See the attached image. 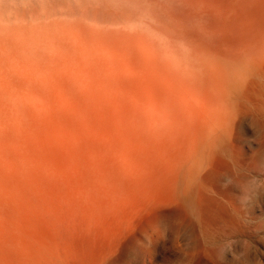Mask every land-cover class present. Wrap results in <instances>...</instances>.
Returning <instances> with one entry per match:
<instances>
[{
	"label": "rangeland",
	"instance_id": "obj_1",
	"mask_svg": "<svg viewBox=\"0 0 264 264\" xmlns=\"http://www.w3.org/2000/svg\"><path fill=\"white\" fill-rule=\"evenodd\" d=\"M111 1L0 0V264H264V80L220 137L146 6H75Z\"/></svg>",
	"mask_w": 264,
	"mask_h": 264
},
{
	"label": "bare ground",
	"instance_id": "obj_2",
	"mask_svg": "<svg viewBox=\"0 0 264 264\" xmlns=\"http://www.w3.org/2000/svg\"><path fill=\"white\" fill-rule=\"evenodd\" d=\"M121 1L94 4L95 7L83 3L75 6L81 9V17L103 26L112 25L123 17L118 11L124 12V9L116 2L146 6L166 32L178 35L176 37L192 54L202 58L199 69L203 71L212 97L230 110V118L221 117L217 126L219 136L227 138L242 116L233 102L240 107L252 106L253 78L264 80V0ZM196 8L202 12L197 13ZM255 110L258 112L257 108Z\"/></svg>",
	"mask_w": 264,
	"mask_h": 264
}]
</instances>
